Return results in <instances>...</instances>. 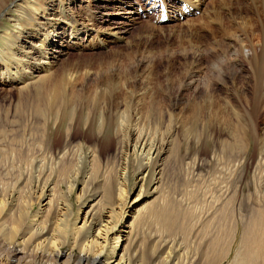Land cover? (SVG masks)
Listing matches in <instances>:
<instances>
[{
    "label": "rangeland",
    "instance_id": "1",
    "mask_svg": "<svg viewBox=\"0 0 264 264\" xmlns=\"http://www.w3.org/2000/svg\"><path fill=\"white\" fill-rule=\"evenodd\" d=\"M4 1L12 5L16 0ZM77 1L75 12L85 22L94 16L90 25L104 27L97 6H111L113 0ZM166 3V20L146 9L148 5L132 23L129 14L115 13L113 21L125 22L128 30L123 39H107L106 46L84 33L71 45L75 38L65 30L66 54L49 73L40 74L51 75L47 82L27 75L22 83L1 78L0 160L5 166H24V159L40 153L41 147L55 155L83 145L77 176L69 178L67 172L62 178L55 172L64 189L55 199L66 201H61V210L67 220L90 206L92 223L113 222L117 231L124 230L118 247L108 248V256L123 252L131 264H212L202 250L209 238L206 230L224 232L227 246L236 226L231 253L221 263L228 264L242 228L264 214V0H204L199 8L175 0ZM181 12L187 13L181 17ZM11 24L9 13L0 10V32ZM63 101L68 103L65 108ZM92 102L105 107V122L100 132L94 123L86 142L89 120L99 119ZM125 111L130 136L116 129L118 114ZM159 112L164 115L157 121ZM87 113L92 114L88 121ZM158 123L166 142L158 139L155 145L163 150L139 169L132 144L147 136L137 139L136 125L142 129ZM75 155L67 156L68 163L76 162ZM143 174L141 190L133 188ZM120 183L128 196L117 204L122 202L117 199ZM29 185L17 200L24 207L20 212H27L24 221L39 212L44 200ZM11 203L9 199L7 208ZM122 215L125 227L119 224ZM45 219L52 223L53 212ZM262 220L264 224V216ZM81 233L78 242L86 230ZM64 244L61 249L67 250ZM77 254L74 247L72 264H84Z\"/></svg>",
    "mask_w": 264,
    "mask_h": 264
},
{
    "label": "bare ground",
    "instance_id": "2",
    "mask_svg": "<svg viewBox=\"0 0 264 264\" xmlns=\"http://www.w3.org/2000/svg\"><path fill=\"white\" fill-rule=\"evenodd\" d=\"M94 1L98 2L104 0ZM113 1L114 4L111 6H102L100 4L97 6V9L100 10V15L105 17L104 27L100 29L90 25V23L94 21V16H90L88 22H85L84 18L75 12L74 4H80L77 0H45V2L44 0L42 2L33 0L32 3L30 0H16L15 2L12 1V5H7L4 0H0V10L2 11V9H4L9 13L12 23L0 32L4 40V47H0V79L17 80L22 83L27 79V75L32 78L40 77L42 81L47 82L51 75L40 74H42V72L49 73L50 68H53V64L58 62L60 57L66 54L67 44H64L63 32L67 29L70 33V39L75 38V40L71 42V45H75L77 36L84 33L87 39L90 37L93 38L94 40H92L95 44L106 46L107 39H123L124 32L128 30V26H125V22L113 21L114 16L121 11L130 15V17H128L129 21H131L130 23L135 22L137 18L134 15L142 11L146 5H148L146 9L152 10V12L157 11L160 16L163 15L170 18L166 14V7L169 5L166 3L167 0ZM169 1L171 2L172 0ZM175 1H180L185 6L193 5L194 3L197 8L204 3V0ZM163 7L165 8L164 11ZM87 8H89V5ZM109 9H114L113 13H110ZM185 13L187 12H181L180 16H184ZM110 22H112L111 25ZM51 91H55V87L54 90L52 89ZM53 93L51 92L52 97ZM93 102L95 103V101ZM50 103L54 104L55 102L51 100ZM67 104V101H63L61 107L65 108ZM75 105L76 104H74L71 109H74ZM93 109L96 110L94 114L98 115L99 119L94 122L93 119L89 120L92 114H86V121L89 120L87 129L90 130V134L87 133L84 135L86 142L89 141L90 136L94 133V123L97 124L99 129L97 132H100V128L103 122H105V107L96 103ZM156 112L158 113V111ZM135 113L136 112H134L133 115H135ZM127 115L126 111L125 114L123 112L119 113L116 122V129L118 132L122 133V136H130L129 134L131 133L130 126L127 122ZM163 115L164 114L159 112V114H157L158 117H156L157 121L163 119ZM168 118L170 117L168 116ZM159 123L158 125L154 124L153 127L151 124H148V126L146 125L142 129H138L136 125L137 139H139L142 134H145L149 139L148 140L147 137L145 139L141 137L142 139L138 143H136V140L135 143L132 144L133 155L135 157L133 161L139 165V169L145 166V164H151L152 159L158 155L160 150H163L161 145H155L158 139L164 142V144L166 142V140L164 141V138H162L164 131L162 132L159 129ZM44 125L47 126V120H44ZM73 133H77V128H74ZM158 136H160V138H158ZM71 152H75L76 154V162L74 164L68 163L67 161V156ZM87 153L91 155L92 151L89 150ZM57 154L58 156L55 157ZM57 154L54 155L52 151L45 149L44 146L40 148V153L30 158H25L24 166H5L2 165V159L0 160V171H4V173L0 172V264H72L74 247L78 249L77 260L84 261V264H131L129 258L125 257L126 255L123 252L115 253V251H113L108 256V248L110 250L113 246L114 248L118 247L121 239L120 232L124 231L121 228L117 231V225L113 222L111 225H108L109 222H107L100 226L97 225L98 222L92 223V221L89 220L93 217L90 213V206L88 210H86L87 208H81V210L79 208L76 217H73L72 220H67L65 218L61 210V201L64 203L66 201H56L55 197L57 196V192L60 194L59 197L63 194L62 178H64L66 173H71L69 178H74L79 173V164L84 157L83 145H78L73 148H64ZM125 156L126 155H124L123 158L124 160ZM93 160L94 157H92L89 162L92 163ZM125 166L122 168V170H124L121 172L122 179L124 180ZM16 171L19 172L18 176L13 174ZM55 172L63 175L59 181L56 180L57 176L54 178ZM1 173L7 179H4ZM24 177L26 178L20 182ZM10 178H12V181L9 182ZM137 179L139 180L134 182L133 188H139V190H141L144 174ZM71 183L67 185L69 190L73 188ZM26 184H30L29 189H34L33 194L35 193L39 200L40 198H44V200L39 212L27 221H24L23 219L27 212L26 210L20 212L22 203L20 204L19 202L20 197H23L21 194H23V188ZM122 185L125 186L120 183L117 188V199L122 202L117 204L124 203L128 196L127 189H124V187L122 188ZM8 195L11 197L8 198ZM9 199H11L12 203L10 207L7 208ZM17 200L19 202H17ZM134 200L136 201L137 197ZM28 205L31 206L32 203H28ZM6 208L8 210H6ZM14 208L16 209L15 211ZM122 209L123 208H121V213H123ZM259 209L261 210V206L256 210L259 212ZM51 211L54 217L52 223L50 220L46 221L45 219ZM259 214L261 215L262 213ZM111 215L109 216L112 217ZM252 215L254 216L255 214L253 213ZM256 215H258V213ZM263 216L261 215V218L251 216L255 219L252 220L250 218V224L248 225L247 223L248 226L242 228L240 240L238 244H236L237 246L234 251L232 250L233 254L228 264H264ZM124 218L125 216L122 215V219L119 222L120 226L122 225L123 227H125ZM84 229L86 230V234H84L82 241L78 242V238H80L79 235ZM236 229V226L232 229V238L227 246L224 244V232L216 231L212 233L205 229L207 231L205 236L209 238L206 239V243H204L202 250L205 251V256L212 264H221L228 258L231 253L232 243L236 238ZM69 235L71 239L67 241ZM115 239L117 240L115 241ZM64 243L68 244L67 250L61 249ZM208 259L207 261H209Z\"/></svg>",
    "mask_w": 264,
    "mask_h": 264
}]
</instances>
